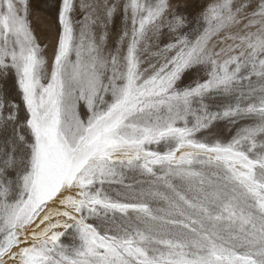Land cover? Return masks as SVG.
<instances>
[{
	"label": "snow or ice",
	"instance_id": "1",
	"mask_svg": "<svg viewBox=\"0 0 264 264\" xmlns=\"http://www.w3.org/2000/svg\"><path fill=\"white\" fill-rule=\"evenodd\" d=\"M54 7L0 0V264H264V0Z\"/></svg>",
	"mask_w": 264,
	"mask_h": 264
},
{
	"label": "rangeland",
	"instance_id": "2",
	"mask_svg": "<svg viewBox=\"0 0 264 264\" xmlns=\"http://www.w3.org/2000/svg\"><path fill=\"white\" fill-rule=\"evenodd\" d=\"M176 2L177 0H174V3ZM202 2L203 0H178L179 6L182 9L187 7L189 12L197 11ZM54 3L55 0H30L32 25L37 36L40 37L41 43L49 45L47 49L49 58H51L52 45L57 32ZM162 40L166 41L167 36L163 37ZM201 75L206 74L201 73ZM215 127L223 138H227L234 126L228 125L226 122H220Z\"/></svg>",
	"mask_w": 264,
	"mask_h": 264
}]
</instances>
